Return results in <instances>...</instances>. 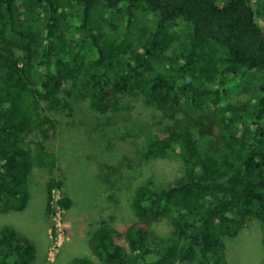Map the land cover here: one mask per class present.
I'll return each instance as SVG.
<instances>
[{"label": "trees", "instance_id": "16d2710c", "mask_svg": "<svg viewBox=\"0 0 264 264\" xmlns=\"http://www.w3.org/2000/svg\"><path fill=\"white\" fill-rule=\"evenodd\" d=\"M34 1L0 0V43L8 42L10 32L27 40L22 57L0 52V208L20 197L33 164L43 162L41 155L52 154L46 140L57 137L60 125L58 118L41 113L43 102L51 111L74 113L62 84L84 68L83 89L68 93L76 91L96 113L107 115L120 109V94L140 87L167 120L145 138V158L167 156L180 145L186 171L175 181L152 176L139 184L130 199L132 222L125 229L101 222L89 238L96 261L75 257L70 264H227L223 237L236 234L247 221L264 225V26L257 23L250 0H77L83 35L77 52L87 42L95 48L86 65L74 47L72 62L61 46L56 55L61 10L72 0ZM20 4L29 12L36 6L46 12L44 28L38 29L36 20L24 24ZM116 11L127 17L128 27L141 13L155 16L154 28L138 37L121 68V52L130 45L127 35L121 44L105 42L96 28L97 14ZM175 25H182L184 36L168 55L164 49ZM38 44L40 58L35 57ZM219 75V88L208 84ZM232 78L235 85L256 80L255 99L220 103L218 98L201 112L185 111L207 99V92L220 97ZM37 127L46 140L31 156L23 135ZM192 129L210 138L206 148L198 147ZM62 185L49 178L50 197ZM58 203L69 209L73 199L65 194ZM34 253L29 237L9 226L0 229V264H30Z\"/></svg>", "mask_w": 264, "mask_h": 264}, {"label": "rangeland", "instance_id": "374dc122", "mask_svg": "<svg viewBox=\"0 0 264 264\" xmlns=\"http://www.w3.org/2000/svg\"><path fill=\"white\" fill-rule=\"evenodd\" d=\"M225 1L218 0L219 3ZM250 3L256 10L257 23L264 26V0H250ZM22 4L19 9L21 21L27 24L36 20L38 29L42 28V25L44 28L48 18L46 12L40 9L38 11L37 6L30 9L33 12H29ZM67 4L70 5L61 10L58 27V35L61 38L57 37L56 55H61V46L63 57L72 62V52L69 51L74 47V52H77L76 44L83 39L78 26L82 22V16L77 0ZM154 24L153 14L145 16L141 13L139 19L128 27L127 17L116 11L104 15L97 14L96 28L103 34L102 39L105 42L112 40L115 44H121L127 35L130 45L126 46L127 50L121 52L118 61L121 68L136 45L138 37L151 31ZM181 26L175 25L170 30L165 54H172L173 49L179 45L181 37L184 36ZM8 36V42L0 43V52L5 55L13 53L18 57L26 55L27 50L23 44L27 40H19L14 32H10ZM41 48L39 44L35 45L36 58H40ZM206 50L208 57L209 47ZM77 53L80 62L86 65L85 63L95 55V48L87 42ZM55 58L53 57L52 61H55ZM160 61L161 58L154 61L156 68L160 66ZM203 63L204 60L200 65ZM20 64L22 65V62ZM83 72L84 68H80L75 72V77L65 78L62 84L63 95L71 102L74 113L64 108L59 113L51 111L45 102L40 108L42 114L58 118L60 126L57 137L44 139L40 127L24 133L23 143L30 148L31 156L38 154L37 143L41 140H46L47 149L51 150L52 154L45 152L41 155L43 162L33 164L20 197L11 199L5 207L0 208V229L9 226L33 242L35 253L30 264H70L75 257H88L96 261L89 246V238L101 222L105 221L106 225L125 229L132 222L130 199L139 184L152 176L165 183L175 181L186 171L183 158L185 151L180 145L167 156L145 158V138L149 133L166 126L167 120L162 111L146 101L140 87L120 94V109L101 115L90 107L89 99L81 98L76 91L68 93V90L83 89ZM221 80L222 76L219 75L208 84L219 88ZM234 81L237 82L235 78L228 81L233 84L231 83V88L220 97L207 92V99L200 101L196 106L185 107V111L190 108V114L201 112L208 105L214 106V99L218 98L220 103L255 99L256 80L249 82L248 79L236 85ZM108 120L111 125L104 126V122ZM192 136L199 148L208 146L210 138L197 129H192ZM51 177L63 181L62 187L52 190V197L47 186ZM65 194L73 199L69 209L58 203V199ZM48 202L51 204V210L48 209ZM263 226V223L257 220L247 221L239 227L236 234L223 237L227 264H264Z\"/></svg>", "mask_w": 264, "mask_h": 264}]
</instances>
